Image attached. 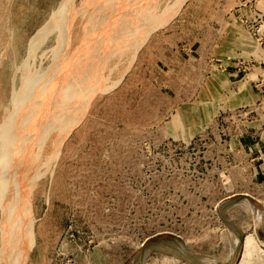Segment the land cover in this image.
Returning a JSON list of instances; mask_svg holds the SVG:
<instances>
[{"label": "rangeland", "instance_id": "obj_1", "mask_svg": "<svg viewBox=\"0 0 264 264\" xmlns=\"http://www.w3.org/2000/svg\"><path fill=\"white\" fill-rule=\"evenodd\" d=\"M0 264H264V0H0Z\"/></svg>", "mask_w": 264, "mask_h": 264}, {"label": "water", "instance_id": "obj_2", "mask_svg": "<svg viewBox=\"0 0 264 264\" xmlns=\"http://www.w3.org/2000/svg\"><path fill=\"white\" fill-rule=\"evenodd\" d=\"M148 251H144L142 254H140L139 256V260H141L143 258V256H145V254L147 253Z\"/></svg>", "mask_w": 264, "mask_h": 264}, {"label": "bare ground", "instance_id": "obj_3", "mask_svg": "<svg viewBox=\"0 0 264 264\" xmlns=\"http://www.w3.org/2000/svg\"><path fill=\"white\" fill-rule=\"evenodd\" d=\"M104 1V0H103ZM101 3V2H100ZM100 13V12H99ZM98 21V20H97ZM56 76V75H55Z\"/></svg>", "mask_w": 264, "mask_h": 264}]
</instances>
